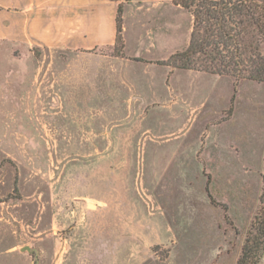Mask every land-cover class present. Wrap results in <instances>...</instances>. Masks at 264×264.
I'll return each instance as SVG.
<instances>
[{
  "label": "rangeland",
  "instance_id": "rangeland-1",
  "mask_svg": "<svg viewBox=\"0 0 264 264\" xmlns=\"http://www.w3.org/2000/svg\"><path fill=\"white\" fill-rule=\"evenodd\" d=\"M67 63L90 85L57 86ZM144 63L103 95L104 62L0 43V264H236L264 193V84Z\"/></svg>",
  "mask_w": 264,
  "mask_h": 264
},
{
  "label": "crops",
  "instance_id": "crops-1",
  "mask_svg": "<svg viewBox=\"0 0 264 264\" xmlns=\"http://www.w3.org/2000/svg\"><path fill=\"white\" fill-rule=\"evenodd\" d=\"M119 5L123 9L124 56H107L102 52L115 44ZM184 13L171 0H0V43L28 51L60 50L83 61L96 58L105 63L98 70L102 76L98 86L108 95L115 92L113 86L132 87L128 78L131 63L165 62L187 47L191 14L188 41H183L182 47L168 41L178 35L180 22L175 17ZM66 67L67 78L59 79L57 86L73 82L83 89L90 85L89 69L84 64L67 63ZM63 97L70 102L88 100V95L69 92Z\"/></svg>",
  "mask_w": 264,
  "mask_h": 264
},
{
  "label": "trees",
  "instance_id": "trees-1",
  "mask_svg": "<svg viewBox=\"0 0 264 264\" xmlns=\"http://www.w3.org/2000/svg\"><path fill=\"white\" fill-rule=\"evenodd\" d=\"M192 16L187 47L166 62L175 69L264 84V0H171ZM114 52L123 55L122 7L116 14ZM264 258V193L246 230L236 264H260Z\"/></svg>",
  "mask_w": 264,
  "mask_h": 264
},
{
  "label": "water",
  "instance_id": "water-1",
  "mask_svg": "<svg viewBox=\"0 0 264 264\" xmlns=\"http://www.w3.org/2000/svg\"><path fill=\"white\" fill-rule=\"evenodd\" d=\"M21 251H22V252L27 251V252L30 253V254H34V253H35V251L32 250V249L29 248V247H23V248H21ZM35 257H36V255H35Z\"/></svg>",
  "mask_w": 264,
  "mask_h": 264
}]
</instances>
